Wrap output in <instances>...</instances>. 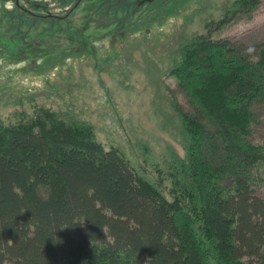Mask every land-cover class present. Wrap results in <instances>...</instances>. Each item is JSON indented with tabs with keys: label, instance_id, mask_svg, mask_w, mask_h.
Segmentation results:
<instances>
[{
	"label": "trees",
	"instance_id": "obj_1",
	"mask_svg": "<svg viewBox=\"0 0 264 264\" xmlns=\"http://www.w3.org/2000/svg\"><path fill=\"white\" fill-rule=\"evenodd\" d=\"M259 2L230 1L180 43L169 74L194 112L173 104L183 182L169 197L86 121L46 107L0 118V264H264V146L249 140L264 48L211 36ZM41 17L59 19L26 20Z\"/></svg>",
	"mask_w": 264,
	"mask_h": 264
},
{
	"label": "rangeland",
	"instance_id": "obj_2",
	"mask_svg": "<svg viewBox=\"0 0 264 264\" xmlns=\"http://www.w3.org/2000/svg\"><path fill=\"white\" fill-rule=\"evenodd\" d=\"M97 1L79 0L65 14L73 0H0V118L13 121L19 111L46 107L66 120L86 121L105 148L117 147L169 197L183 182L173 104L194 112L169 70L180 43L205 33L204 21L218 19L232 0H129L128 6L103 0L93 10ZM37 15L59 19L26 20ZM211 36L264 48V0ZM251 111L249 140L264 146V98ZM253 194L264 198V180Z\"/></svg>",
	"mask_w": 264,
	"mask_h": 264
},
{
	"label": "water",
	"instance_id": "obj_3",
	"mask_svg": "<svg viewBox=\"0 0 264 264\" xmlns=\"http://www.w3.org/2000/svg\"><path fill=\"white\" fill-rule=\"evenodd\" d=\"M142 1H144V0H142Z\"/></svg>",
	"mask_w": 264,
	"mask_h": 264
}]
</instances>
